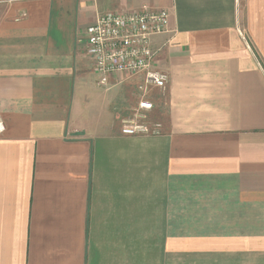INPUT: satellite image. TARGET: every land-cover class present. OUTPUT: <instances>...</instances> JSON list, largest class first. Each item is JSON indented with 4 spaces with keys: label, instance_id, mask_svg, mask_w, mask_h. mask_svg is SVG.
<instances>
[{
    "label": "crops",
    "instance_id": "0c3cea01",
    "mask_svg": "<svg viewBox=\"0 0 264 264\" xmlns=\"http://www.w3.org/2000/svg\"><path fill=\"white\" fill-rule=\"evenodd\" d=\"M143 8L164 89L101 84L86 28ZM0 119V264H264V0H0Z\"/></svg>",
    "mask_w": 264,
    "mask_h": 264
},
{
    "label": "built area",
    "instance_id": "2783aa9c",
    "mask_svg": "<svg viewBox=\"0 0 264 264\" xmlns=\"http://www.w3.org/2000/svg\"><path fill=\"white\" fill-rule=\"evenodd\" d=\"M168 12L143 8L131 13L107 12L98 15L84 35L82 48L92 62L101 84L110 76L117 79H129L142 76L139 89L147 86L164 89L167 74L153 70V51L151 37L167 31ZM81 41V40H80ZM153 104L142 97L137 112L122 120L120 132L127 135L148 133L149 126L142 122L139 111H148ZM3 124L0 119V131Z\"/></svg>",
    "mask_w": 264,
    "mask_h": 264
},
{
    "label": "rangeland",
    "instance_id": "374dc122",
    "mask_svg": "<svg viewBox=\"0 0 264 264\" xmlns=\"http://www.w3.org/2000/svg\"><path fill=\"white\" fill-rule=\"evenodd\" d=\"M125 109H126V110H131V109H132V107H131V105L129 104V102H126V104H125Z\"/></svg>",
    "mask_w": 264,
    "mask_h": 264
}]
</instances>
